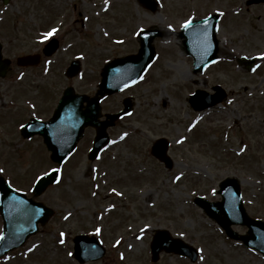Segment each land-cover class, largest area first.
<instances>
[{
	"label": "rangeland",
	"instance_id": "1",
	"mask_svg": "<svg viewBox=\"0 0 264 264\" xmlns=\"http://www.w3.org/2000/svg\"><path fill=\"white\" fill-rule=\"evenodd\" d=\"M155 1L150 10L139 0H108L107 7L105 0H12L7 11L12 53H21L30 40L26 21L33 18V28L46 29L56 12H65L70 22L76 19L52 58L54 76L44 78L51 88L59 85L60 93L72 85L92 95L106 60L137 51L139 31L155 26L162 36L153 42L156 56L140 81L102 102L103 112H110L121 108L123 97H133V112L109 129L114 143L91 162L86 154L94 130H85L62 165L59 182L36 198L54 215L23 246L1 257L0 264H264L258 252L226 237L192 202L197 195L218 199L220 181L234 177L248 214L264 221V57L258 55L264 52V0ZM212 13L219 16L217 62L193 72L192 58L181 47V25L189 17ZM75 57L83 71L67 79L64 68ZM239 57L258 59L249 70L237 64ZM214 85L221 86L226 99L194 109L189 95L198 89L213 92ZM160 137L170 143V168L149 151ZM53 165L41 142L21 140L10 120L0 124V173L13 187L29 195L35 179ZM91 169L95 176L89 180ZM156 229H167L196 247L198 260L162 252L151 261L149 242ZM78 233L96 235L104 255L78 263L69 255Z\"/></svg>",
	"mask_w": 264,
	"mask_h": 264
},
{
	"label": "water",
	"instance_id": "2",
	"mask_svg": "<svg viewBox=\"0 0 264 264\" xmlns=\"http://www.w3.org/2000/svg\"><path fill=\"white\" fill-rule=\"evenodd\" d=\"M147 7L154 9V3L150 0H141ZM217 15H211L205 19L193 21L189 27H185L181 35L185 37L184 46L187 53L194 58V70H198L214 60L217 52V40L215 38V24ZM161 33L150 29L139 33L140 47L136 54L113 59L107 62L101 73V82L97 94L111 93L118 88L126 87L136 80L149 65L154 57L152 40ZM77 72V65L72 64L69 76ZM218 89V88H217ZM201 95L197 92L192 96L193 104L201 108L211 102L219 100L220 96L207 97L203 100L197 98ZM87 100L84 95H75L72 88L64 90L62 97L55 109L53 116L35 132L42 133L47 148L51 151V159L61 164L67 155L74 150L76 142L82 136L84 126L90 125L96 128V138L89 153L93 158L96 153L107 143L108 137L105 129L114 123V120L122 113L107 114L105 120L99 121V98H91L88 108L82 110L80 104ZM199 102V103H197ZM202 102V103H201ZM203 102H205L204 105ZM199 104V105H198ZM125 109H129L128 100L124 101ZM167 143L164 139L157 140L152 147V154L170 166V159L166 156ZM56 180V171L38 179L33 187L35 195L40 194L49 184ZM222 199L210 202L202 197L195 199L205 213L214 219L233 238L239 239L247 247H252L264 255V222L253 219L246 213L240 200V192L237 181L227 178L220 183L218 191ZM0 212L3 218V231L0 238V255L6 251L21 245L27 236L35 232L37 223H45L52 214V210L43 204L28 199L24 194L15 191L0 177ZM231 224H241L248 227L247 233L239 235L231 229ZM73 256L79 261L95 260L104 253V248L93 236L77 235L73 239ZM152 259L158 258L160 250L171 251L184 255L194 261L197 251L191 245L179 238L170 236L167 230H156L150 243Z\"/></svg>",
	"mask_w": 264,
	"mask_h": 264
},
{
	"label": "flooded vegetation",
	"instance_id": "3",
	"mask_svg": "<svg viewBox=\"0 0 264 264\" xmlns=\"http://www.w3.org/2000/svg\"><path fill=\"white\" fill-rule=\"evenodd\" d=\"M11 2L12 0H9L6 5L3 0H0V124L10 120L21 140L27 142L37 140V142L42 143L43 137L41 135L33 134L25 137L21 132V125L31 119L43 121L48 118L61 95L59 85H53L51 88L50 83H44L45 77L54 76L52 57L55 54L45 55L47 41L41 42L40 37L44 32L56 27L59 32L61 31V34L57 36L60 42L63 37H69L72 34L71 32L74 30L72 23L76 19H72L70 22V17L65 12H56L52 17L55 22L49 24L46 29L42 26L33 28L36 24L33 18L30 22L26 21L32 28L29 29L32 32H29L30 40L23 44L24 48L21 53H12L11 30L7 28L12 26V19L10 18V22H8V9L1 11ZM38 2L43 4V0H38ZM38 14L40 15V13ZM46 14L44 13V17ZM62 18H64L63 21ZM80 26L84 28V23L81 20ZM49 61L50 63H47ZM55 93L56 96H54ZM18 118L19 120L16 122L15 119ZM32 130L33 125L27 129V133Z\"/></svg>",
	"mask_w": 264,
	"mask_h": 264
},
{
	"label": "snow or ice",
	"instance_id": "4",
	"mask_svg": "<svg viewBox=\"0 0 264 264\" xmlns=\"http://www.w3.org/2000/svg\"><path fill=\"white\" fill-rule=\"evenodd\" d=\"M107 6H108V0H105V7H107ZM191 24H192V17H189L188 19H186V20L183 22V24L181 25V27H189ZM171 27H172V26L169 25V28H171ZM57 31H58V29H57L56 27H53V28H51L50 30L44 32V33L42 34V36L40 37L41 42L49 41L50 38H52V37L57 33ZM258 55H259L260 57H264V52H260V53H258ZM47 63H50V61L47 62ZM45 71H47V69H45ZM21 75H22V74H21ZM21 127H23V125H21ZM124 135H127V133H125ZM121 138H123V137H121ZM113 143H114V142H113ZM3 171H4V169L0 168V172H3ZM54 171H59V169H55ZM37 179H40V177H37ZM177 179H179V177H177ZM58 180H59V178H57V181H58ZM113 191H115V189H113ZM66 218H67V217H66ZM147 227H148V225H145V228H147ZM95 231H96L97 233H99L101 230H100L99 228H96ZM143 231H144V230L141 229V233H142V234H143ZM64 235H65L64 233H60V236H61V237H63ZM181 235H183V233H181ZM139 238H140V237H138V239H139ZM60 243L63 244V243H64V240L61 239V240H60ZM117 243H119V241H117ZM34 247H35V246H34ZM129 247H131V245H130ZM29 251H31V249H29ZM199 251H203V250L200 249ZM69 255H71V253H69ZM200 259L203 260L204 257L201 256Z\"/></svg>",
	"mask_w": 264,
	"mask_h": 264
}]
</instances>
